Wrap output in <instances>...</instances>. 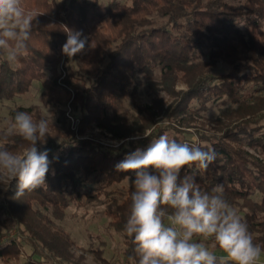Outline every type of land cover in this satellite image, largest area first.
I'll return each instance as SVG.
<instances>
[{"label":"trees","instance_id":"trees-1","mask_svg":"<svg viewBox=\"0 0 264 264\" xmlns=\"http://www.w3.org/2000/svg\"><path fill=\"white\" fill-rule=\"evenodd\" d=\"M22 2L28 11L38 15V23L32 31L28 52L18 66H9L0 58V99L27 90L35 80L43 81L46 91L59 87L58 92L70 96L69 90L57 85L58 66L64 56L62 46L67 40L66 27L81 31L88 38L85 51L75 56L77 67L68 65L69 59L66 61L70 79L89 83L83 89L75 87L77 102L85 112L82 123L86 126L95 121L118 138L136 133L145 135L150 130L146 137L123 149H106L89 140L64 139L60 145L55 141H46L45 145L38 142V150H48L51 163L46 184L26 193L27 200L34 198L56 210L64 209L81 199L83 193L79 189L92 184L90 178L104 177L102 188L93 183L86 196L98 200L102 194L107 195L106 214L110 217V226L124 235L126 256L135 257L132 238L123 231L134 186L130 184L122 197L106 191V187L127 176L134 180L133 173L118 172L115 166L129 153L137 148L146 149L151 140L173 129L177 134L170 139L205 150L212 148L218 153L216 162L207 171L186 166L181 176L195 175L204 191L222 184L232 206L242 200L248 209L241 218L250 233H260L261 238L254 242H264V160L238 147L246 144L264 153V0H247L244 6L227 0H112L105 4L90 0ZM221 61L230 69L216 76L213 71ZM139 74L147 78L152 89L163 86L169 94L178 96L167 108L161 100L152 97L169 118L189 112L196 103L197 109H202L210 101L221 102L222 116L217 122L222 133L199 132L197 141L188 137L193 133L173 123L168 127H155L158 122L153 120L151 111L145 122L131 124L128 114L118 111V105L123 98L134 97ZM180 75L188 89L178 92L175 85L182 78ZM29 110L19 107L11 114ZM12 137L14 143H11ZM3 146L11 151L25 147L26 142L19 136H11ZM258 193L260 199L255 198ZM9 208L16 216L13 208ZM39 238L47 243L44 236ZM55 250L57 256L62 254ZM218 259L220 264L230 263L221 257Z\"/></svg>","mask_w":264,"mask_h":264},{"label":"clouds","instance_id":"clouds-1","mask_svg":"<svg viewBox=\"0 0 264 264\" xmlns=\"http://www.w3.org/2000/svg\"><path fill=\"white\" fill-rule=\"evenodd\" d=\"M37 16L22 0H0V58L9 66L27 54ZM65 29L62 53L71 59L85 51L88 38L81 31ZM48 133L46 118L37 120L17 111L0 136V172L16 180L14 199L46 184L49 152L38 150L37 144L44 143ZM10 136L21 137L26 146L9 151L3 144ZM217 157L212 148L205 150L162 134L115 166L118 172L134 174V180L127 176L134 190L123 226L134 245L132 264H220L213 251L217 248L231 264H256L264 248L254 242L247 224L226 199L223 185L204 191L195 175L181 176L186 166L207 171Z\"/></svg>","mask_w":264,"mask_h":264},{"label":"rangeland","instance_id":"rangeland-1","mask_svg":"<svg viewBox=\"0 0 264 264\" xmlns=\"http://www.w3.org/2000/svg\"><path fill=\"white\" fill-rule=\"evenodd\" d=\"M90 1L105 4L112 0ZM246 1L227 0L229 3L241 6H244ZM262 58L264 60V56ZM67 59H69L68 65L77 67L75 56L70 59L64 55L58 66L57 85L69 90L70 96H64L58 92L61 90L59 87L55 91H46L43 81L35 80L27 90L0 99V136L3 135L13 118L12 111L25 107L30 109L28 112L34 119L46 118L49 121L48 138L42 145L48 141H55L56 145H60L64 139L67 141L89 140L106 149H123L132 142L139 141L141 138L129 139L143 136L138 133L128 138H118L110 130L99 127L95 121L86 126L82 123L85 112L81 104L77 102L75 87L83 89L87 82H82L77 78L70 79L66 69ZM13 66H18V63ZM229 69L230 66L221 61L213 72L216 76H220L229 72ZM48 75L50 76V73ZM157 75L155 79L159 81L160 78ZM182 78L175 85V90L178 92L188 89L187 83ZM134 90L133 98H123L118 105V111L128 114L131 124L140 125L153 113V120L158 122L155 127H168L170 123H173L177 128L193 133L188 137L197 141L199 132L202 134L222 133L221 125L217 122L222 116V108H220L222 104L219 101H210L205 106L206 108L202 109H197L199 105L196 103L189 112L169 118L161 111L158 101L161 100L167 108L176 101L178 96H172L163 89V86L152 89L143 74H139L135 80ZM152 97L158 101H152ZM149 133L150 130L145 136ZM176 134L177 131L173 129L166 133L169 139ZM178 135L182 136L180 133ZM7 139H11V136ZM14 142L12 137L11 143ZM232 144L237 146L235 143ZM238 147L264 160L263 152L256 151L246 144L238 145ZM23 148L19 146L11 151L19 152ZM90 179H92V184L89 183L79 189L83 193L80 200L73 201L64 209L56 210L50 204H45L40 200L34 198L27 200L28 196L24 197L25 195L19 200L14 199L17 189L16 180H10L6 173L0 172V264H34L36 262H39L38 264H132L126 256L127 245L124 235L110 226V217L106 214L107 195L102 194L98 200H90L86 196V192L92 189L93 183L94 186L102 188L105 183L104 177ZM130 184L131 180L125 178L123 181L109 184L106 191H112L114 195L122 197L126 195ZM9 194H11L10 197H8ZM255 198L260 199L261 195L258 193ZM243 205L242 200L233 205L240 217L248 212ZM9 207H12L13 213L19 216L10 213ZM19 217H23V220ZM251 234L254 240L261 238L258 232ZM40 235L44 236L48 244L39 238ZM257 244L264 248V242L259 241ZM55 248L62 254L57 256ZM213 251L217 257L229 260L220 249H213ZM33 254H35L34 258ZM256 264H264V253Z\"/></svg>","mask_w":264,"mask_h":264}]
</instances>
